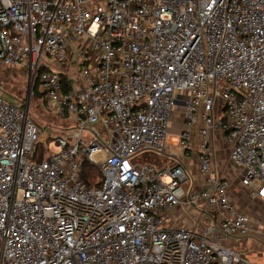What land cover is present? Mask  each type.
Masks as SVG:
<instances>
[{
	"label": "built area",
	"instance_id": "obj_1",
	"mask_svg": "<svg viewBox=\"0 0 264 264\" xmlns=\"http://www.w3.org/2000/svg\"><path fill=\"white\" fill-rule=\"evenodd\" d=\"M4 67L27 68L29 96L76 126L55 128L57 150L33 161L39 129L0 99V264H251L239 251L250 219L211 169L219 133L264 201V0H0ZM174 108L183 154L199 138L200 190L179 160L134 161L170 157ZM178 207L206 221L168 226Z\"/></svg>",
	"mask_w": 264,
	"mask_h": 264
},
{
	"label": "rangeland",
	"instance_id": "obj_2",
	"mask_svg": "<svg viewBox=\"0 0 264 264\" xmlns=\"http://www.w3.org/2000/svg\"><path fill=\"white\" fill-rule=\"evenodd\" d=\"M41 64H46L51 70H56L55 67L48 65L45 61H41ZM68 71L73 77L80 75L82 67L79 64L69 67ZM28 72L27 68L20 71L17 69L15 71H7L4 67L0 70V99L5 101L7 104L13 107H20L27 102V85ZM23 107V109H24ZM28 116L35 123L39 129L37 135V144L47 152V154L53 153L57 150L54 144L53 132L55 128L64 127H75L74 118L70 116H60L53 113L51 110L46 108H40L37 106V102L29 97L28 103ZM182 119V109L174 108L172 112L171 122L169 125L168 134L165 141V154L178 158L182 156V149L179 147L178 133L181 126ZM97 131H103L102 123L98 122L94 126H91ZM47 130L51 131V135L47 133ZM148 154L140 153L134 158L135 164H142L150 162L156 164L152 159H161L158 155L157 158L146 159ZM238 185L240 186L239 182ZM234 190H237L236 184L232 185ZM242 189V188H241ZM240 189V190H241ZM239 190V191H240ZM253 204V206H252ZM246 207L250 209L247 213L250 219V236L240 242L239 251L245 255L246 260L251 264H264V203L259 202L258 204L252 201H247ZM255 208L251 210L252 208ZM199 210H202L199 207ZM252 221V222H251Z\"/></svg>",
	"mask_w": 264,
	"mask_h": 264
},
{
	"label": "crops",
	"instance_id": "obj_3",
	"mask_svg": "<svg viewBox=\"0 0 264 264\" xmlns=\"http://www.w3.org/2000/svg\"><path fill=\"white\" fill-rule=\"evenodd\" d=\"M181 128L182 125L179 128V132ZM213 140L214 154L211 169L212 173H217L218 175L225 177L230 182V189L228 191L229 201L237 208L238 211L247 214L248 212H250V209L246 207L247 201L250 200L256 204H258L259 202L264 203V201L259 200L257 198L248 197L247 189L242 187L240 183V168L231 166L228 163V148L223 142L222 137L219 133H216L213 136ZM198 143L199 138L195 136L193 149L186 154L182 153V156L178 158L169 155V158H161L158 160L152 159L154 157L157 158L156 156L147 155L146 159L154 160L156 163V167H172L176 163V160H179L186 167L189 184H192V187L194 189L200 190L203 185V179L198 170ZM238 182L240 186L238 185ZM234 184H236L237 190L233 189L232 185ZM253 209L255 208L253 207L251 210ZM202 212V210H197L196 208L192 207H188L187 209L178 207L171 212L169 218L167 219V224L168 226L174 228H192L194 226V220L198 219L203 222L206 221V218L204 217V214ZM250 224L249 229L251 230Z\"/></svg>",
	"mask_w": 264,
	"mask_h": 264
},
{
	"label": "trees",
	"instance_id": "obj_4",
	"mask_svg": "<svg viewBox=\"0 0 264 264\" xmlns=\"http://www.w3.org/2000/svg\"><path fill=\"white\" fill-rule=\"evenodd\" d=\"M36 87L37 83H35L34 85V91L36 90ZM31 99H34L37 102V106L40 107L37 94L31 96ZM20 107L23 108L24 104H21ZM40 108H45V105H42V107ZM45 152L46 151L41 147V145L36 144L30 159L33 161H41L45 158ZM81 178L88 186L98 185L101 182V176L98 173L97 169L86 162H84L82 166Z\"/></svg>",
	"mask_w": 264,
	"mask_h": 264
},
{
	"label": "water",
	"instance_id": "obj_5",
	"mask_svg": "<svg viewBox=\"0 0 264 264\" xmlns=\"http://www.w3.org/2000/svg\"><path fill=\"white\" fill-rule=\"evenodd\" d=\"M28 86V89H27V102H26V105H25V107H24V111H25V113H27L28 112V103H29V90H30V86H29V84H27Z\"/></svg>",
	"mask_w": 264,
	"mask_h": 264
}]
</instances>
